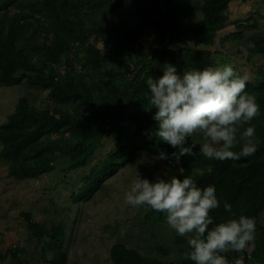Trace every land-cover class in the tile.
Listing matches in <instances>:
<instances>
[{"label": "trees", "instance_id": "obj_1", "mask_svg": "<svg viewBox=\"0 0 264 264\" xmlns=\"http://www.w3.org/2000/svg\"><path fill=\"white\" fill-rule=\"evenodd\" d=\"M198 1L0 0V85L25 82L47 91L55 104L52 109H37L21 97L0 126V160L8 166V177L17 182L37 180L59 161L65 176L87 169L81 187L71 196L78 204L135 164L139 152L156 158L161 150L174 151L150 138L155 109L149 103L147 79L162 75L166 63L178 70L214 64L207 47L215 44L228 22L232 0H202L200 18ZM197 20L199 25L193 27ZM257 28L255 21L238 23L234 32L219 38L223 48L235 44L236 57L252 64L254 77L246 82L245 91L255 95L260 106L252 121L260 141L256 153L238 161L199 155L182 157L179 163L171 157L160 160L168 167L167 176H192L202 188L215 185L221 205L210 214L216 223L233 215L255 218L253 249L227 254L230 261L242 257L244 264H264V224L259 221L264 215V36L245 35ZM145 35L152 36L154 47L142 53L139 42ZM249 43L253 47L245 54L241 47ZM200 139L194 136L192 142ZM108 140L111 148L91 165ZM234 150L239 151V145ZM225 201L232 205L231 213L224 210ZM22 217L35 239L48 238L46 249L52 255L46 264H68L65 226L48 229L28 213ZM16 252L7 254L14 264H22ZM109 257L112 264H193L185 255L178 262H162L122 243L111 247Z\"/></svg>", "mask_w": 264, "mask_h": 264}, {"label": "rangeland", "instance_id": "obj_2", "mask_svg": "<svg viewBox=\"0 0 264 264\" xmlns=\"http://www.w3.org/2000/svg\"><path fill=\"white\" fill-rule=\"evenodd\" d=\"M201 3L202 0L196 3L198 18ZM228 17L215 44L207 49L213 54L214 64L230 62L241 75H247L251 80L254 77L252 64L246 58L236 57L235 44L229 43L223 48L219 38L234 32L236 24H252L253 21L257 22L258 28L246 31L245 35L264 36V0H232ZM198 25L197 20L193 27ZM139 46L141 50L138 51L142 53L153 48L152 36H143ZM257 64L262 65V62ZM21 97H26L37 109L55 107L47 91L30 87L25 82L16 87L0 85V126L13 113ZM111 146L112 142L106 141L91 165L102 159ZM7 167L0 160V256H4L0 257V264H14L7 253L15 250L22 264H46L51 258V252L46 249L48 238L39 241L31 235L22 217L24 213L48 229L59 224L65 226L68 264H112L109 251L117 243L166 263L178 262L187 251L188 237L178 236L166 223L163 213L125 203V192L138 174L150 180L157 175H167L168 167L144 151L139 152L135 164L106 180L90 200L78 204L72 202L71 196L81 187L87 169L65 176L63 163L59 161L51 173L37 180L17 182L8 177ZM259 221L264 224V215ZM252 249L253 245L249 244L247 253Z\"/></svg>", "mask_w": 264, "mask_h": 264}, {"label": "clouds", "instance_id": "obj_3", "mask_svg": "<svg viewBox=\"0 0 264 264\" xmlns=\"http://www.w3.org/2000/svg\"><path fill=\"white\" fill-rule=\"evenodd\" d=\"M250 47L251 43L242 46L241 51L246 54ZM247 81L248 76L230 62L186 70L166 63L162 75L150 76L148 99L155 109L150 138L174 149L159 151L156 159L171 157L179 163L185 156L220 161L253 156L260 141L252 121L260 114V106L255 95L245 91ZM194 136L201 139L192 142ZM238 145L240 150L235 151ZM125 203L163 213L178 236L188 237L184 258L193 264H244L242 257L230 261L227 254L242 252L255 239L253 217L233 215L216 223L210 214L221 205L215 185L202 188L192 176L165 174L150 180L138 174L125 192ZM223 207L232 212L228 202Z\"/></svg>", "mask_w": 264, "mask_h": 264}]
</instances>
